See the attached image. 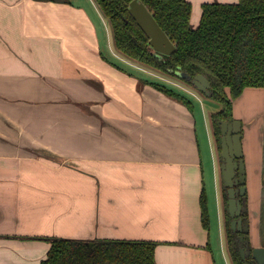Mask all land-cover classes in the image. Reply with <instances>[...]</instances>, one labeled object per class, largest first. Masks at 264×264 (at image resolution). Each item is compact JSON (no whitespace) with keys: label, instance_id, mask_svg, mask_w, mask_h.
<instances>
[{"label":"crops","instance_id":"0c3cea01","mask_svg":"<svg viewBox=\"0 0 264 264\" xmlns=\"http://www.w3.org/2000/svg\"><path fill=\"white\" fill-rule=\"evenodd\" d=\"M189 1L196 26L204 3L237 0ZM102 12L95 0H0V264H39L54 236L150 239L156 264H221L200 205L220 185L223 200L216 142L208 131L204 152L195 107L105 56ZM233 106L254 247L264 87Z\"/></svg>","mask_w":264,"mask_h":264},{"label":"trees","instance_id":"16d2710c","mask_svg":"<svg viewBox=\"0 0 264 264\" xmlns=\"http://www.w3.org/2000/svg\"><path fill=\"white\" fill-rule=\"evenodd\" d=\"M95 1L109 21L115 48L123 56L192 85L197 74L203 73L208 77L211 81L209 97L222 106L210 115L217 152H220L221 120L233 117V99L247 86L264 87V0L206 2L196 26L191 24L192 3L189 0H142L176 44V50L171 54H160L153 49L149 37L129 11L131 0ZM179 72L188 76H181ZM148 82L193 109L194 104L189 97L155 80ZM262 182L260 234L264 245V166ZM222 197L231 264H258L248 234L243 241L247 247L246 256L241 254L239 233L230 226L229 197L223 183ZM200 205L202 225L210 228L211 213L206 190L202 192ZM49 239L51 246L39 264H156L158 242L155 240H83L57 236Z\"/></svg>","mask_w":264,"mask_h":264},{"label":"water","instance_id":"95a60500","mask_svg":"<svg viewBox=\"0 0 264 264\" xmlns=\"http://www.w3.org/2000/svg\"><path fill=\"white\" fill-rule=\"evenodd\" d=\"M129 11L136 19L138 24L144 30L149 37V42L153 49L160 54H171L176 50V44L168 35L166 30L159 24L154 16V13L148 8V6L142 0H131L129 4ZM181 76H188L185 72H179ZM193 84L197 89L210 94L209 88L211 81L208 77L199 73L192 79ZM242 122L240 119L223 120L221 124L222 131V158L223 163L222 178L225 186H228V207L231 216L232 228H244L245 231H249L250 222L248 219L243 220L241 215L242 210L248 211L247 203L242 206L240 199L236 197V189L234 183L241 181L243 183L241 187V193L246 191V168L243 158L242 147ZM236 168H239V176L235 177ZM237 216V217H236ZM239 216V217H238ZM243 242V236H240ZM252 253L258 264H264V245L254 246ZM241 254L245 257V247L242 246Z\"/></svg>","mask_w":264,"mask_h":264},{"label":"rangeland","instance_id":"374dc122","mask_svg":"<svg viewBox=\"0 0 264 264\" xmlns=\"http://www.w3.org/2000/svg\"><path fill=\"white\" fill-rule=\"evenodd\" d=\"M96 13V12H95ZM98 17L97 13L95 17ZM101 16V15H100ZM102 18V17H101ZM100 19L99 23L102 26V32L104 35V41L102 51L105 54V56L108 57V59H111L115 62L118 66L123 67L122 70L132 72L138 76V78H141L144 80V83H146V80L148 81H156L161 84H165L166 86L174 89L178 93H181L187 97H189L192 101L194 107H195V118H196V128L199 136V141L202 145H204V152H206V148H210V137L211 135L213 137L211 122H210V115L214 111H217L221 108L220 102L212 99L207 94L203 93L201 90L197 89L194 85L189 84L188 82H185V80L181 78H174V77H168L166 75H163L157 71H154L152 69H149L145 66L140 65L138 62L135 63L131 59L123 56L114 46V41L110 35L111 28L104 24L103 19ZM104 18V17H103ZM191 24L194 26V24L191 22ZM110 29V31H109ZM109 31V35H108ZM209 131V135H208ZM214 139V137H213ZM214 142V141H213ZM208 172V171H207ZM219 185L221 184V178L220 175H218ZM221 192V185L219 188ZM219 190L216 191L215 189L212 190L210 193V203H209V210H210V224L212 230V243H213V249L216 254V257L221 264H231L228 251H227V245H226V236L224 230V210H225V203L222 201L220 202V197L218 199ZM218 192V194H217ZM220 195V194H219ZM223 231V234H222ZM222 251L226 253L227 260L224 261V257L222 256ZM223 262V263H222Z\"/></svg>","mask_w":264,"mask_h":264},{"label":"flooded vegetation","instance_id":"af4514ba","mask_svg":"<svg viewBox=\"0 0 264 264\" xmlns=\"http://www.w3.org/2000/svg\"><path fill=\"white\" fill-rule=\"evenodd\" d=\"M206 94V93H205ZM208 96H209V94H208ZM221 104V103H220ZM222 107V106H221ZM221 109V108H220ZM219 109V110H220ZM218 111V110H217ZM235 114H233V117L232 118H227V119H222L221 120V124H222V121L223 120H231V119H235V116H234ZM237 119V118H236ZM220 128H221V126H220ZM241 132H242V140H243V137H244V134H245V129H244V126L242 125V127H241ZM221 150H222V131H221V149H220V152H217L218 153V158H219V163H220V168H221V166H222V163H223V158H222V154H221ZM246 168V167H245ZM221 172H222V169H221ZM222 174V173H221ZM239 176V168H236V173H235V176H234V178L235 177H238ZM246 181H247V176H246ZM248 182V181H247ZM247 182L246 183H244L245 185H246V191H245V193H241V187H242V185H243V183H241V181L239 180V181H236L235 183H234V188L236 189V197L238 198V199H240V202H241V204H242V206L243 205H245L246 203H247V201H248V190H247ZM222 183H223V178H222ZM224 184V183H223ZM227 188H228V186H225V189H226V193L228 194V192H227ZM247 206H248V204H247ZM228 209H229V207H228ZM241 217H242V219L243 220H245V219H248L249 220V216H250V214H249V209H248V211H246V212H244L243 210H242V212H241V215H240ZM237 217V216H236ZM239 217V216H238ZM232 216H231V218H230V226H231V228H232V224H231V220H232ZM232 230H234L235 232H238L239 234L237 235L238 236V238L240 239V236L242 235L243 236V241H244V236L246 235V234H248V236H249V244H252V242H251V238H250V227H249V231H245L244 230V228L242 227L241 229L240 228H238V225H236V228L234 229V228H232ZM241 240V239H240ZM241 244H242V246L243 247H245L243 244V242H242V240H241ZM242 246H241V248H242ZM241 248H240V250H241ZM246 248L247 247H245V256H246Z\"/></svg>","mask_w":264,"mask_h":264}]
</instances>
